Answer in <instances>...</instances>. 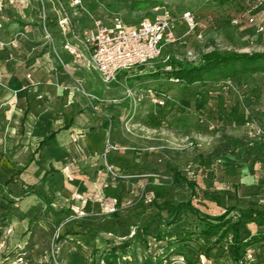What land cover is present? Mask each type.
<instances>
[{"label": "rangeland", "instance_id": "obj_1", "mask_svg": "<svg viewBox=\"0 0 264 264\" xmlns=\"http://www.w3.org/2000/svg\"><path fill=\"white\" fill-rule=\"evenodd\" d=\"M0 1V29L6 28L10 32L6 43L7 69L0 77V90L8 89L9 93H13L16 89L12 78L18 73L12 66L16 58L13 49L19 45L18 32L25 29L22 39L26 45L41 43V38L36 40L35 36L43 37L45 41L41 18L44 15L43 3L46 10L47 1H50L56 12L57 21L46 12L49 21L53 19V22H48L47 18L48 27L51 23L58 25L59 10L57 0H19L15 5L9 4V0ZM135 1L141 0H82L83 7L70 6L67 2L64 4L73 28L80 33L90 26L94 18L110 23L112 13H120L130 25H137L154 15L153 6L135 7ZM151 1L157 4L161 2L177 18L184 11L192 10L202 24L190 33L186 24L179 21L176 40L164 46V56L158 61L169 54L184 62H198L204 53L213 49L222 52L264 51V0H231L226 3L219 0ZM13 22H17V25H13ZM199 33L203 38H197ZM67 37L74 41L72 35ZM15 38L17 45L12 43ZM40 51L41 47L34 50V57H41ZM146 66L151 64L136 66V69L126 70V74L124 71L119 73V82L107 85L96 81L97 87L94 89L84 84L79 87L74 77L82 79L73 74L75 100L77 109H80L77 115L85 123V128L94 130L106 122L112 127L113 131L108 137L119 146L112 153H122L121 158L115 154L118 159L114 160L122 162L115 165L119 176H112L101 168L104 166L103 156L92 163L74 162L76 165L69 167L74 161L73 157L78 161L79 157L94 155L95 151L91 150H79L78 156L72 151L66 155L59 154L51 161L48 160L47 150L38 148L39 138L30 148L21 147L16 142L0 148V264H62L61 243L65 236L60 227L50 226L48 217L51 215L45 206V203L48 204L45 198L49 196L53 201V198L61 196L65 177L72 182L76 180L75 176H80V183L86 187L85 192L99 191L97 197L101 200L98 202L103 209L110 196L120 198L118 205L126 211L146 208L148 203L139 201L147 180L146 176L141 175L144 173H156L159 174L157 178L168 179L175 200L191 199L197 207L211 215L224 212L221 206L202 192L211 184L214 190H234L233 184H238L240 202L255 200L264 205V152L247 155L243 151L227 149L217 165L210 169L202 168L196 162L197 152L207 154L217 147L224 149L231 138H239L247 143L256 139L264 141V70L241 82L226 79L220 85L206 86L199 95L179 99L180 84L164 77L157 81L151 79L147 72L141 71ZM149 88L166 91L172 97L163 106H158L148 96ZM8 96L6 94V99ZM234 104H238L239 111L246 116L244 124L239 125L226 115ZM11 135L6 137L15 141L23 138L22 134ZM226 163L231 166L224 168ZM173 165L183 175L197 179L199 187L196 191L199 195L192 194L187 184L179 178V172L171 170ZM108 182L125 184L124 192L119 190L122 194L116 195L119 188L116 186V190L113 187L108 190ZM30 190L39 192L41 197L26 195ZM133 206L136 207L133 209ZM148 208L155 207L148 205ZM171 217L172 214L164 211L163 216L155 220L149 229L139 231L142 236L141 248L131 247L132 250L128 248L127 252L124 249L117 255L118 259L113 254L115 245L137 233V227L127 233L116 234L106 227L105 222L98 233L107 241V247L100 248L99 254L96 253L99 247L89 250L88 256L83 255L85 263L155 264L159 261V264H174L176 253L173 249L176 245L169 243V239L181 230L190 229L198 233L201 220L191 211H182L175 223L166 224ZM261 230L264 227L247 225L242 238ZM209 245H213L210 250L207 249ZM190 246L198 253L195 264H228L231 261L227 241L215 244L214 238L201 237L193 239ZM263 249L260 247L259 251Z\"/></svg>", "mask_w": 264, "mask_h": 264}, {"label": "crops", "instance_id": "obj_2", "mask_svg": "<svg viewBox=\"0 0 264 264\" xmlns=\"http://www.w3.org/2000/svg\"><path fill=\"white\" fill-rule=\"evenodd\" d=\"M18 1L9 0V4L19 3ZM6 4L5 6H7ZM47 4L46 12H48L50 18H55V21H57L53 5L50 1H47ZM43 7L45 9L44 3ZM48 22H53V19L49 21L48 18ZM12 24L16 26L17 22ZM22 30L18 32L20 34L19 45L16 49H13L16 58L12 66L18 72L12 78L16 89L14 90L15 95L14 92L9 93L8 89L0 90V148L11 142L21 144V147L30 148L35 144L37 138L41 141L47 136L50 138L43 147L47 150L48 160L51 161L55 160L54 158H57L59 154L66 155L71 151L77 156L79 150H91L95 151V154L102 151L106 138L111 131L105 125L94 130L85 128V123L81 122V117L77 115L80 109H77L76 93L73 86V74H75L82 79L84 85L91 89L96 88V81L102 82L98 73L87 69L82 59H76L73 54L64 48L65 42L70 38L65 37L55 23L49 24L48 27L54 37V44L48 42L45 37L44 41L43 37L35 36L36 40L41 38V43L26 45L24 39H22L25 29ZM9 33L6 28L0 29V77L7 69L6 43ZM40 47L41 57H34V50H39ZM26 66L28 67L25 68ZM39 66H42V68H38ZM125 71L120 73L126 74ZM47 73L48 76H46ZM44 75L45 77L42 78ZM124 79L127 78L124 77ZM0 80L2 79L0 78ZM6 94L7 96L10 94L7 99ZM97 124H100V122ZM11 134H22L23 138L15 141L6 137L12 136ZM95 154H90V157L86 158L79 157L78 161L73 157L72 160L74 161L69 164V167L76 165L74 162H80V164L82 162L92 163L94 159L99 158ZM115 154H118L121 158L122 153H111V160L114 163L116 162L115 165H118L122 162L114 161L115 158L118 159ZM103 169L105 170V168ZM79 177L75 176L76 180L72 182L65 177V185L61 190L62 194L53 198V201L49 199V196H47L48 199L44 197L45 201L48 202V204L45 203V206L49 208V215H51V217H48L51 222L50 226L60 227L65 236L61 243L63 247L62 264H86L83 255L88 256L89 250L93 248L99 247L96 253H101L100 248L107 247V241L102 238L98 231L103 228L105 222H107L106 227L116 234L127 233L131 228L137 227L134 239L133 236L130 238L128 236L124 241L115 245L113 251L115 259H118L117 255L119 252H123L124 249L127 252L132 250L131 247L141 248L142 236L139 231H144L142 226L152 219L157 209L142 207L140 211L137 208V210L131 212L120 208L113 216V213H108L107 206L104 209L100 208L98 201L101 198L97 197V193L85 192L86 189L84 190V188L86 187L80 183ZM108 186V190L112 187L113 190H116V186L119 188L116 195L120 194L119 190L124 192L125 188V184L121 185L114 182H108ZM77 193H82L83 198L77 199L75 197ZM111 197L113 196L109 198ZM153 209L156 211H153ZM125 241H128L129 245L126 247L120 246ZM126 249L128 250L126 251ZM93 257H96V255L93 254Z\"/></svg>", "mask_w": 264, "mask_h": 264}, {"label": "trees", "instance_id": "obj_3", "mask_svg": "<svg viewBox=\"0 0 264 264\" xmlns=\"http://www.w3.org/2000/svg\"><path fill=\"white\" fill-rule=\"evenodd\" d=\"M219 1L221 3H226L231 0ZM160 5H162L161 2L157 4V2L154 3L151 0H141L135 1L133 6H153L154 9V7ZM158 60L159 59H156L147 63L151 64V66L143 67L144 69L141 71L147 72V74H149L148 76L155 81L164 77L173 83H179L181 92L179 99H186L199 95L206 86H214L216 83L220 85L226 79L233 78L241 82L256 72L264 70V51L243 52L233 50L222 52L218 49H213L204 53L198 62H184L173 56L162 61ZM154 90L163 92L169 95L170 98L172 97L171 94H168L166 91ZM226 115L239 125L246 122V116L239 111L238 104L232 105ZM105 125L112 131V127L109 123L106 122ZM49 138L50 137L45 136L39 142L38 148L41 149L47 144ZM227 149H230L232 152H236L237 150L243 151L247 155L258 154L264 152V141L262 139H256L247 143L239 138H231L228 143L225 144L224 149L217 147L207 154L197 152L196 162L200 167L210 169L215 164L217 165V162L222 159ZM229 166L231 165L226 163L224 168ZM101 168L103 169L105 167L103 166ZM171 170L177 171L178 168L176 165H173ZM177 172H179L178 176L181 181L187 184L192 194L199 195L196 191L199 187L197 179H191L180 173V171ZM228 172H230L229 169ZM141 175L146 176L147 179L144 182V195H149L152 198L148 205L154 206L157 209V213L152 219L146 225L142 226L143 230L149 229L155 220L163 216L164 211L172 214V217L166 220V224L169 225L176 222V218L182 211H191L193 214L198 215L201 220L198 233H194L190 229H188V231L181 230L178 231L172 239H169V243L176 245L173 249L176 253V258L173 259V261H175L174 264H195L198 261V259L195 258L198 253L194 252V249L190 246V242L193 239L198 240L201 237L214 238L215 244L227 241V253L230 254L229 257L231 259L228 264H264V249L263 251H259L260 247L264 248V230L258 231L246 238H242L243 229L247 225L255 224L259 227H264V205H261L255 200H249L246 203L240 202L238 198V184H233L234 190H214L212 189V184L202 190L209 200L215 202L224 209V212L220 215H211L197 207L191 199L175 200L172 196V187L168 179H163L161 177L157 178L159 174L156 173H144ZM32 190L28 191L26 195L36 194L41 197L40 193ZM119 200L120 198L117 197V205L119 204ZM148 205L146 206L148 207ZM120 208V205H118V210ZM116 213L117 212L113 213V216H115ZM135 237L136 235L134 233L133 239ZM127 245H129V242L125 241L120 246L126 247ZM212 247L213 245H209L207 249L210 250ZM248 252H251L253 255L252 263L244 262V258ZM181 260L183 263L180 262ZM155 264H159V261Z\"/></svg>", "mask_w": 264, "mask_h": 264}, {"label": "built area", "instance_id": "obj_4", "mask_svg": "<svg viewBox=\"0 0 264 264\" xmlns=\"http://www.w3.org/2000/svg\"><path fill=\"white\" fill-rule=\"evenodd\" d=\"M65 2L70 3V6L83 7L82 0H57L59 10L58 27L65 37L72 35L74 38V41L67 39L64 48L73 54L76 59H82L84 66L97 72L102 82L107 85L119 82L118 74L121 71L131 70L136 66L163 57L164 46L176 40V25L179 21L186 24L190 33L202 25L192 10L184 11L180 18H177L166 6L160 5L154 7L152 17L141 20L137 25L128 24L120 13H112L110 23L103 21L101 18H94L90 26L84 28L80 33H76L71 24L72 21L67 6L64 4ZM43 14L41 18L44 37L48 42L54 44V37L48 30V17L45 9H43ZM197 38H203L202 33H199ZM12 43L17 45V38L13 39ZM169 57L168 54L165 59ZM75 81L79 87L83 86L80 79L75 78ZM147 92L151 100L158 106H163L170 100V96L163 92H157L151 88ZM118 149L119 146L111 141L110 137H107L102 151L95 154L99 157L103 156L105 170L112 176L120 175L115 163L110 160L111 153ZM144 189L143 186L139 201L149 203L152 198L149 195H144ZM97 190H100V188ZM97 194L99 195V191ZM75 197L82 199L83 195L77 193ZM106 203L108 213L118 212L117 197L109 198ZM19 260H22V258H19ZM180 262L183 263L182 260ZM244 262H253L251 252L247 253Z\"/></svg>", "mask_w": 264, "mask_h": 264}]
</instances>
